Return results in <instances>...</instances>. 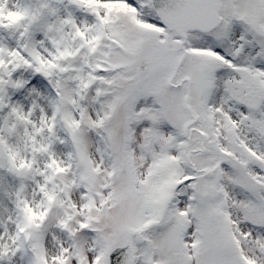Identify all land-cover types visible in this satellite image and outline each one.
Here are the masks:
<instances>
[{
  "label": "snow or ice",
  "instance_id": "obj_1",
  "mask_svg": "<svg viewBox=\"0 0 264 264\" xmlns=\"http://www.w3.org/2000/svg\"><path fill=\"white\" fill-rule=\"evenodd\" d=\"M0 264H264V0H0Z\"/></svg>",
  "mask_w": 264,
  "mask_h": 264
}]
</instances>
